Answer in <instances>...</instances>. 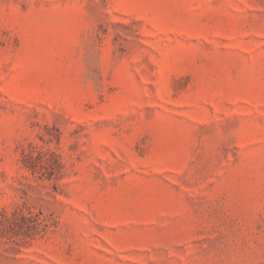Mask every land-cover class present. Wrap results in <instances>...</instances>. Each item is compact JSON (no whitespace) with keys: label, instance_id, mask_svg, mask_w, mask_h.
I'll list each match as a JSON object with an SVG mask.
<instances>
[{"label":"rangeland","instance_id":"rangeland-1","mask_svg":"<svg viewBox=\"0 0 264 264\" xmlns=\"http://www.w3.org/2000/svg\"><path fill=\"white\" fill-rule=\"evenodd\" d=\"M0 264H264V0H0Z\"/></svg>","mask_w":264,"mask_h":264}]
</instances>
